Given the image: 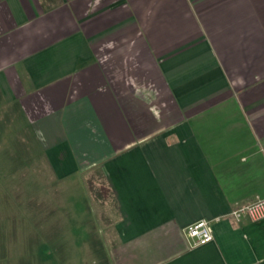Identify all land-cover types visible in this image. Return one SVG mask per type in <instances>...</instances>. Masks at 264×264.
<instances>
[{"label":"crops","instance_id":"1","mask_svg":"<svg viewBox=\"0 0 264 264\" xmlns=\"http://www.w3.org/2000/svg\"><path fill=\"white\" fill-rule=\"evenodd\" d=\"M2 186L0 264H264V0H0Z\"/></svg>","mask_w":264,"mask_h":264},{"label":"built area","instance_id":"2","mask_svg":"<svg viewBox=\"0 0 264 264\" xmlns=\"http://www.w3.org/2000/svg\"><path fill=\"white\" fill-rule=\"evenodd\" d=\"M230 216L238 222L242 220L254 222L264 220V198H258L249 204L237 207ZM185 232L192 247L205 245L214 240L211 221H199L187 227Z\"/></svg>","mask_w":264,"mask_h":264},{"label":"rangeland","instance_id":"3","mask_svg":"<svg viewBox=\"0 0 264 264\" xmlns=\"http://www.w3.org/2000/svg\"><path fill=\"white\" fill-rule=\"evenodd\" d=\"M93 178H95V183L93 182V181H91V183H90V186H89V188L91 189V192L93 193V194H96L95 196H97V197H99L100 198V196H99V193H101L100 191L102 190L104 193L106 192V189L104 188L105 187V184H104V181H103V179H102V177L99 175V174H93ZM98 187V188H97ZM102 187V188H101ZM13 188L14 187H12V186H2V187H0V193H8V192H13ZM47 187L46 186H38V187H32V191H36V192H42V191H45V189H46ZM55 188V187H54ZM22 189H23V191L24 190H26V191H29L30 190V188L29 187H22ZM97 189V190H96ZM101 189V190H100ZM54 193H55V191H54ZM104 193H103V196H104ZM106 194V193H105ZM104 199H105V197H103ZM104 199H102L103 201V204L102 205H104ZM111 202V201H110ZM43 203V202H42ZM6 204H11V203H6ZM29 203L28 202H26V203H22V206H24V205H28ZM37 204H39L38 202L36 203V202H33V205H37ZM44 204V203H43ZM24 208V207H23ZM104 208H102V210H103ZM55 215H59L60 213H59V210H57L55 213H54ZM102 215L104 216V218H105V215L106 214H104V213H102ZM83 219V218H82ZM86 219V221L88 220V218H84V220ZM72 220H74V219H72L71 218V221ZM106 220V219H105ZM75 221H81V220H78V219H75ZM107 221V220H106ZM41 236H43V235H41ZM25 245H27L26 243H25ZM28 246H30V245H28ZM27 247V246H26ZM29 248H34V246H31V247H29ZM63 248L64 249H67V247L66 246H63ZM62 247L58 250V252L61 254V252H62V254H63V252L66 254L67 253V250H64ZM23 250V249H22ZM64 250V251H63ZM81 249H79V248H75V249H72V250H70V261H64L63 262V260H61V259H59L58 261H55V264H82L81 262H80V260L78 259L79 258V254L81 253V251H80ZM26 253L27 252H30V250H27V251H25ZM34 252V251H33ZM44 252V251H43ZM93 252H96V254L95 253H93ZM92 253L93 254H91V256H89L90 257V259H91V261H93V259H95L98 263H100V260L98 259L99 257V255L101 254V250H100V248H97L95 251H92ZM98 255V256H97ZM89 259V260H90ZM105 262V260L104 259H102V263H104ZM23 264H42V262H40V260H37L35 257H33L32 259H29V262H27V263H23Z\"/></svg>","mask_w":264,"mask_h":264}]
</instances>
